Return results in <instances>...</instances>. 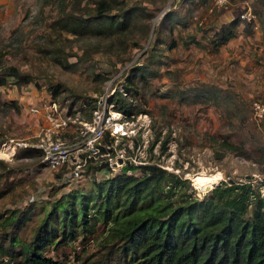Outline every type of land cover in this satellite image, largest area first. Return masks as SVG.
<instances>
[{
  "label": "rangeland",
  "instance_id": "1",
  "mask_svg": "<svg viewBox=\"0 0 264 264\" xmlns=\"http://www.w3.org/2000/svg\"><path fill=\"white\" fill-rule=\"evenodd\" d=\"M93 5L0 0V70L12 65L30 78L19 83L6 75L0 85V142L11 146L35 138L42 120L26 105L52 89L63 102L117 89L139 110L130 125L133 138L145 132V120L149 133L144 145L124 136L116 148L125 145L136 162L186 177V191L199 196L220 180L249 179L264 200V119L251 109L252 100L264 101V0H225L219 6L213 0H113L108 13L119 12L120 23L79 24L75 16ZM246 10L250 18L240 16ZM233 18V35L213 47L215 30ZM76 135L69 128L62 137ZM1 147L10 151L7 143ZM40 157L39 150L21 145L0 155V231L11 229L2 225L5 213L25 210L12 232L26 238L48 202L105 176L88 164L80 177L62 178L64 168L50 170ZM100 235H77L56 247L47 244L43 252L60 264H78L74 256L98 253Z\"/></svg>",
  "mask_w": 264,
  "mask_h": 264
},
{
  "label": "trees",
  "instance_id": "2",
  "mask_svg": "<svg viewBox=\"0 0 264 264\" xmlns=\"http://www.w3.org/2000/svg\"><path fill=\"white\" fill-rule=\"evenodd\" d=\"M92 2V11L75 16L79 24L121 22L119 12L108 13L113 0ZM234 23L235 18L220 24L210 39L213 47L233 35ZM0 73V85L6 75L19 83L30 79L12 65ZM105 99L125 115L139 112L133 99L117 89ZM103 140H111L107 132ZM165 140H159L161 148ZM103 165L108 167L104 162L91 167ZM189 186L186 177L156 163L123 162L99 180L92 179L88 188H71L48 202L24 239L12 229L25 210L11 208L3 215L2 225L11 229L0 231V264H60L43 252L45 245L56 247L77 235L84 239L100 233L98 253L74 256L78 264H264V200L256 186L249 179L220 180L200 196L193 189L186 191Z\"/></svg>",
  "mask_w": 264,
  "mask_h": 264
},
{
  "label": "built area",
  "instance_id": "3",
  "mask_svg": "<svg viewBox=\"0 0 264 264\" xmlns=\"http://www.w3.org/2000/svg\"><path fill=\"white\" fill-rule=\"evenodd\" d=\"M213 1L217 6L225 2ZM240 16L250 18L252 13L246 10ZM109 93L95 98L83 97L77 101L70 99L68 102L59 100L52 93H44L36 100H30L26 105L27 109L37 114L42 123L32 141L17 140L11 145V151L16 145L37 148L40 151L41 164L50 170L64 168L61 177L68 179L80 177L88 164H108V167L103 165L99 168L106 175L111 172L109 168L115 170L123 162H136L132 155L126 153L125 145L117 148L114 146V143L124 136L131 138L133 142V130L130 125H133L132 118L135 115H125L116 110L112 103H107L105 98ZM86 101H91L93 106L89 107ZM86 105L88 114L85 117L82 112L85 111ZM251 109L256 117L264 119V101L252 100ZM146 126L147 120L144 122L145 132L135 137L137 145L140 141L144 145L147 140L149 132ZM69 128H74L77 135L71 140H65L62 134ZM105 132L111 138L109 142L103 140ZM117 158H120V161Z\"/></svg>",
  "mask_w": 264,
  "mask_h": 264
},
{
  "label": "bare ground",
  "instance_id": "4",
  "mask_svg": "<svg viewBox=\"0 0 264 264\" xmlns=\"http://www.w3.org/2000/svg\"><path fill=\"white\" fill-rule=\"evenodd\" d=\"M4 143H7V145H8L9 148H10V151H11V146L9 145L8 142H6V141H2V142H0V145H2V144H4ZM10 151H7V148H6V147H1V148H0V155H4V156H6V155H7V152L10 153Z\"/></svg>",
  "mask_w": 264,
  "mask_h": 264
},
{
  "label": "water",
  "instance_id": "5",
  "mask_svg": "<svg viewBox=\"0 0 264 264\" xmlns=\"http://www.w3.org/2000/svg\"><path fill=\"white\" fill-rule=\"evenodd\" d=\"M117 160L118 161H120V158H117ZM244 177H248V174H246ZM228 181H232V179L231 178H228ZM210 185H206V186H204V188L206 189V188H208Z\"/></svg>",
  "mask_w": 264,
  "mask_h": 264
}]
</instances>
